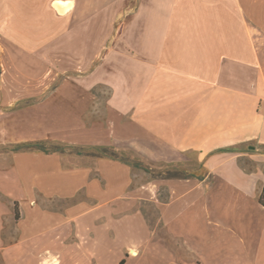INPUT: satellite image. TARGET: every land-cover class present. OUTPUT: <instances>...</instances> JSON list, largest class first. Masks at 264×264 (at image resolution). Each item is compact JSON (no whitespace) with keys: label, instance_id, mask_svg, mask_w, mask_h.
Masks as SVG:
<instances>
[{"label":"crops","instance_id":"crops-1","mask_svg":"<svg viewBox=\"0 0 264 264\" xmlns=\"http://www.w3.org/2000/svg\"><path fill=\"white\" fill-rule=\"evenodd\" d=\"M8 71L43 119L0 141V264H264V0H0Z\"/></svg>","mask_w":264,"mask_h":264},{"label":"rangeland","instance_id":"rangeland-1","mask_svg":"<svg viewBox=\"0 0 264 264\" xmlns=\"http://www.w3.org/2000/svg\"><path fill=\"white\" fill-rule=\"evenodd\" d=\"M18 69L19 68H16L14 66V70H18ZM11 74H12V71H10V72L8 71L7 75H5L4 77L1 78L4 81V83L0 84V97H1V95L5 96V97L8 96V92L10 90L14 89L12 87V84L9 82V77L12 76ZM47 76H48V74H47ZM37 77L38 76L33 75L31 78L37 79ZM68 78H69V74H62L59 78H56L55 80L52 81V86H53V84H54V87L61 84L62 86L65 87L68 84V81H69ZM33 85H34V82H32L31 86L33 87ZM98 90L103 92L102 95L104 97L108 95V91L106 89L100 87V88H98ZM2 101H4V99L2 100L0 98V103ZM1 113H0V141H9V140H12L13 138H15V135H17V133H18L17 131H15V128L16 129L17 128L23 129L24 131H25V129H26V131L30 129V131H28L29 132L28 134L30 135L32 132V128H33V122H37L40 118L43 119L42 118L43 116L38 114V112H36V111H30L29 113H26L23 115H21V114L13 115V114H3V113L1 114ZM39 121H41V120H39ZM39 121H38V125H39ZM28 124H29V126H32V127L29 128ZM46 124H47V122L45 123V125ZM47 128L48 127L42 128L38 132L36 131V133L39 135H41V134L47 135L49 138H51L53 136V131L55 132L54 136L56 135V137L68 136V134L64 130H62L60 132H58L57 130L56 131L53 130L52 134H49L47 131H44V130H48ZM78 138H80V137H78ZM32 141L34 142L36 140H32ZM57 145H59V144H57ZM59 146L63 150L69 149V148H66L65 146H63L61 144ZM0 149L2 150V149H6V148H0ZM98 153H99V151H98ZM124 155L129 156L131 158V155H129L128 153H124ZM147 166H148V170H150V172H154L151 174H146L147 178L160 176L162 174L161 172H164L167 169L166 167H164L161 164L147 165ZM171 168L184 170V171L189 170V172H188L189 174H198V172H201V170H199L200 169L199 164L195 160L194 154H188V160L185 163H182L179 165H173V166H171ZM159 173H160V175H158ZM147 212H148L147 215L149 217L151 216L152 219H154L156 217L154 211L151 210L150 208L149 209L147 208Z\"/></svg>","mask_w":264,"mask_h":264},{"label":"trees","instance_id":"trees-1","mask_svg":"<svg viewBox=\"0 0 264 264\" xmlns=\"http://www.w3.org/2000/svg\"><path fill=\"white\" fill-rule=\"evenodd\" d=\"M99 153L97 155L108 157L112 160L120 161L122 163L131 165L138 169H146L147 167L143 168V165L129 156H125L123 153L116 152L113 148L109 147H99L97 148ZM10 151L12 152H19V151H39L44 153L49 152H62L63 149L60 148L59 145L52 143V142H43V141H36V142H26L21 144H16L10 146ZM160 175V173L158 174ZM162 175V176H161ZM160 176H157L162 179H177V178H187L188 176L182 175V172H179L178 170H171L168 169L164 172V174H161ZM259 203H261L264 206V188L263 191L259 197ZM18 212L15 205V219H18Z\"/></svg>","mask_w":264,"mask_h":264},{"label":"bare ground","instance_id":"bare-ground-1","mask_svg":"<svg viewBox=\"0 0 264 264\" xmlns=\"http://www.w3.org/2000/svg\"><path fill=\"white\" fill-rule=\"evenodd\" d=\"M71 3H63V2H58V3H55L54 5L56 6L57 10L59 11H62L64 10L67 6H70Z\"/></svg>","mask_w":264,"mask_h":264}]
</instances>
